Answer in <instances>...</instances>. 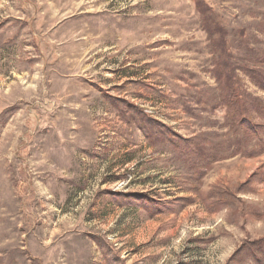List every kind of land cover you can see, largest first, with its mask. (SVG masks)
Segmentation results:
<instances>
[{
	"label": "rangeland",
	"instance_id": "obj_1",
	"mask_svg": "<svg viewBox=\"0 0 264 264\" xmlns=\"http://www.w3.org/2000/svg\"><path fill=\"white\" fill-rule=\"evenodd\" d=\"M202 2L214 51L193 0H0V264H256L264 151L213 69L260 68L264 0Z\"/></svg>",
	"mask_w": 264,
	"mask_h": 264
},
{
	"label": "trees",
	"instance_id": "obj_2",
	"mask_svg": "<svg viewBox=\"0 0 264 264\" xmlns=\"http://www.w3.org/2000/svg\"><path fill=\"white\" fill-rule=\"evenodd\" d=\"M195 8L197 9L204 26V30L207 32L209 40L212 44V50H217L219 46L225 43L226 32L223 27L218 24H214L210 21L209 11L202 0H193ZM224 53L221 50L220 53ZM264 55L260 58V68H251L249 66H239L231 62L228 57L222 58L221 62H217L214 65V78L218 83L220 91L219 106L223 107L226 114L229 115L231 121L243 129L245 136L248 135L251 138L256 139V144L250 149L249 152L243 148L238 149L236 152H244L249 156H256L264 151V102L256 97H250L245 94V91L239 83L238 77L235 75V71L238 69L249 78L251 83L257 88L264 90ZM134 114L140 119L141 123L139 127L143 135L149 140L154 136L161 142H171L175 149L182 147L181 156H189V148L195 150L197 144L192 142V139H174L168 131H166L157 120L142 113L141 109H137ZM255 118H258L256 121ZM183 142H178V141ZM176 141V142H175ZM182 144V145H181ZM200 154V153H199ZM264 240L260 239L254 243H250L247 247L243 246L242 250H245L251 254L256 264H264L260 261L258 254H262L264 251ZM249 247V248H248ZM262 248V251L260 250ZM261 251V252H260Z\"/></svg>",
	"mask_w": 264,
	"mask_h": 264
}]
</instances>
